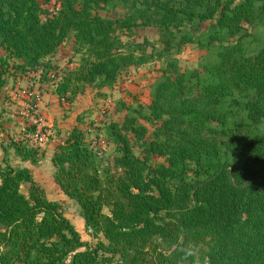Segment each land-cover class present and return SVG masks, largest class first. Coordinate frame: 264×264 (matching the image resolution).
Listing matches in <instances>:
<instances>
[{
    "label": "trees",
    "instance_id": "obj_1",
    "mask_svg": "<svg viewBox=\"0 0 264 264\" xmlns=\"http://www.w3.org/2000/svg\"><path fill=\"white\" fill-rule=\"evenodd\" d=\"M102 5L127 14L103 17ZM262 23L264 0H60L55 11L0 0L1 88L9 59L22 74L56 69L50 58L71 34L84 64L58 84L61 96L74 80L112 86L123 68L149 62L124 53L120 30L155 27L168 50L196 43L208 53L194 71L168 61L152 87V133L132 116L108 127L118 174L101 172L81 130L56 146V183L107 244L84 242L28 168L0 164V264H264V43L253 53L242 42L246 25ZM15 148L23 160L36 155Z\"/></svg>",
    "mask_w": 264,
    "mask_h": 264
},
{
    "label": "rangeland",
    "instance_id": "obj_2",
    "mask_svg": "<svg viewBox=\"0 0 264 264\" xmlns=\"http://www.w3.org/2000/svg\"><path fill=\"white\" fill-rule=\"evenodd\" d=\"M38 1L50 11L60 8V0ZM241 1L234 0L236 4ZM102 6L98 12L103 17L123 18L127 14V10L119 6ZM246 27L250 36L242 39V42L248 46L249 52L255 53L264 43V24ZM201 31L203 33L204 29ZM117 36L126 45L124 53L136 50V55L148 57L149 62L142 66L123 68L112 86L100 87L99 82L88 84L74 80L68 93L64 96L57 93L58 84L63 83L68 75L78 71L84 64L85 56L76 51L71 34L56 55L50 58L57 65L56 69H49L45 74L34 71L22 74L14 68L20 61L9 59L5 83L3 88L0 87V164L3 167L10 164L13 167L28 168L47 198L59 203L65 217L79 232L82 240L93 247L108 242L103 235L95 238L86 226L78 202L69 198L56 183V168L52 162L56 146L74 129L81 130L97 152L101 172L118 174L115 160L121 153L110 142L108 127L112 123H123L126 117L132 116L137 117L139 124L152 133L158 125L146 118L150 114L152 87L161 77L168 61L177 59L183 69L194 71L208 58L207 51L196 43L178 47L177 42H173L170 49H166L157 28L151 26L140 25L133 33L120 30ZM235 43L237 41L232 40L228 44ZM159 54H162V58ZM0 55L6 54L0 51ZM140 113L145 116H140ZM130 135L137 141L134 134ZM15 145L26 146L36 155L23 160ZM133 152L140 156L141 148L135 146ZM153 159L154 164L165 163L162 157L155 156ZM30 187V184H22L21 193L29 197ZM104 212L109 213L107 208ZM191 248L198 256L205 250L204 246L194 243ZM164 249L167 250L166 247Z\"/></svg>",
    "mask_w": 264,
    "mask_h": 264
},
{
    "label": "built area",
    "instance_id": "obj_3",
    "mask_svg": "<svg viewBox=\"0 0 264 264\" xmlns=\"http://www.w3.org/2000/svg\"><path fill=\"white\" fill-rule=\"evenodd\" d=\"M40 140H41V141H43V139H42V138H41Z\"/></svg>",
    "mask_w": 264,
    "mask_h": 264
}]
</instances>
